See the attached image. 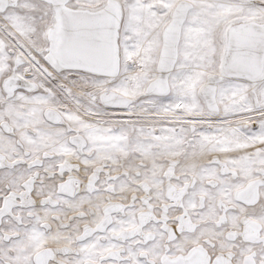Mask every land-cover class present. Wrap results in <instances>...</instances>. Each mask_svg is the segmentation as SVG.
<instances>
[{"label": "snow or ice", "instance_id": "1", "mask_svg": "<svg viewBox=\"0 0 264 264\" xmlns=\"http://www.w3.org/2000/svg\"><path fill=\"white\" fill-rule=\"evenodd\" d=\"M0 264H264V0H0Z\"/></svg>", "mask_w": 264, "mask_h": 264}]
</instances>
